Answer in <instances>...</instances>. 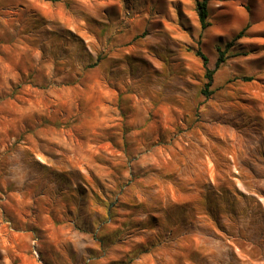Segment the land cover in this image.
I'll use <instances>...</instances> for the list:
<instances>
[{"label": "rangeland", "instance_id": "1", "mask_svg": "<svg viewBox=\"0 0 264 264\" xmlns=\"http://www.w3.org/2000/svg\"><path fill=\"white\" fill-rule=\"evenodd\" d=\"M207 7L0 0V264H264V0Z\"/></svg>", "mask_w": 264, "mask_h": 264}, {"label": "trees", "instance_id": "2", "mask_svg": "<svg viewBox=\"0 0 264 264\" xmlns=\"http://www.w3.org/2000/svg\"><path fill=\"white\" fill-rule=\"evenodd\" d=\"M47 1L56 2L58 0H47ZM191 1L195 5V10H196L197 17H198V23H199L200 29L203 31L210 26L208 22V7H207L208 3L213 2V1H219V0H191ZM240 38H242V32H240L235 37L234 41L239 40ZM232 45L233 44L230 43L226 46V48L229 49ZM217 52H218V58L215 62L214 70H217L227 59L225 55L226 54L225 50H222L220 47H218ZM196 55L199 58H201L203 67L205 69L204 78L206 80V83L204 84V89L201 91V95L206 98L212 94V92L209 91V88L211 87V84H212V76L214 74V70H209L207 68V63H208L207 58L200 51H197ZM243 80L249 82V81H252L253 78L244 77ZM152 221H154V219H152Z\"/></svg>", "mask_w": 264, "mask_h": 264}]
</instances>
